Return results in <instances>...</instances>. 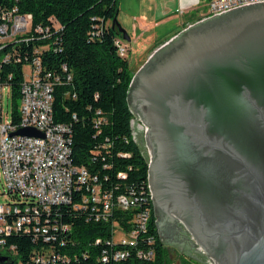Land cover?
<instances>
[{
    "label": "water",
    "instance_id": "1",
    "mask_svg": "<svg viewBox=\"0 0 264 264\" xmlns=\"http://www.w3.org/2000/svg\"><path fill=\"white\" fill-rule=\"evenodd\" d=\"M112 28L130 42L116 18ZM146 60L127 103L145 128L162 245L194 259L198 246L209 264H264V2L202 19Z\"/></svg>",
    "mask_w": 264,
    "mask_h": 264
},
{
    "label": "trees",
    "instance_id": "2",
    "mask_svg": "<svg viewBox=\"0 0 264 264\" xmlns=\"http://www.w3.org/2000/svg\"><path fill=\"white\" fill-rule=\"evenodd\" d=\"M0 7H15L18 13L31 15L32 27H50L52 38L22 46L19 52L31 57L34 46L50 45L39 56L44 69L59 76L53 89V122L69 128L71 163L89 175L87 185L73 190L70 205L53 208L49 217H42V224L48 221L49 226L55 222L68 226L67 232L60 230V241H64L60 256L69 261L67 264H169L168 249L162 245L155 225L147 183L148 162L132 134L135 115L128 107L127 92L134 71L127 59L129 54L120 58L114 45L120 37L112 28L118 0H0ZM49 19L55 21L59 31H54ZM99 29L102 33L93 35ZM1 70L0 80L9 87L10 115L15 123L19 120L22 65H7ZM93 187L111 197L113 207L106 218L101 217L100 206L92 208ZM120 196L133 202L134 207L119 209L116 204ZM139 214L147 215L143 230H137ZM135 230L133 246L111 244L116 231L121 238H130ZM17 235L25 236H12L8 242L17 246L20 261L25 264L40 244L32 234ZM105 251L108 259L104 262ZM115 251H123L125 258L114 260L111 254ZM139 253H151L152 258H140ZM181 264L188 261L183 259Z\"/></svg>",
    "mask_w": 264,
    "mask_h": 264
},
{
    "label": "built area",
    "instance_id": "3",
    "mask_svg": "<svg viewBox=\"0 0 264 264\" xmlns=\"http://www.w3.org/2000/svg\"><path fill=\"white\" fill-rule=\"evenodd\" d=\"M259 2L264 0H210L206 18ZM49 21L54 31L60 30L53 19ZM101 33L102 30L99 29L93 32V35ZM52 36L49 26L32 27L31 15L20 14L15 7H0V73L4 66L21 64L23 77L19 93V120L15 123L12 122L11 115L10 119L3 123L2 93L7 89L10 98V91L7 84L0 80V175L4 183L3 195L10 201L0 204V258H5L8 264H22L17 246L8 242L12 236H25L17 235L20 233L32 234L33 239L40 244L37 249L30 252L32 254L25 264L69 262L59 253L60 246H64V241H60V230L65 233L69 230L68 226H60L57 222L49 226L48 221L42 224V219L44 215L49 217L51 209L70 205L73 190L87 185L89 181L85 169L71 163L69 128L53 122V89L59 82V76L46 71L39 56L48 50L50 45L34 46L31 57L19 52L22 46L34 42L43 43ZM8 45L11 47L5 52L4 49ZM114 45L118 56L126 58L130 50L128 43L117 37ZM24 67H28V74L24 73ZM22 128H33L43 134V137L11 135ZM91 194V202L94 205L92 208L100 206L101 217L106 218L113 207L111 197L107 194L102 195L97 187L91 189ZM134 205L125 196L117 199L116 206L121 210H128ZM146 216L139 214L136 217L137 230L144 229ZM137 230L131 233L130 238H121L111 244L133 246ZM197 248L205 256L198 246ZM105 254L108 252L105 251L102 255L104 262L108 259ZM139 256L152 258L151 253L146 255L139 253ZM111 257L116 261L122 260L125 253L115 251Z\"/></svg>",
    "mask_w": 264,
    "mask_h": 264
},
{
    "label": "crops",
    "instance_id": "4",
    "mask_svg": "<svg viewBox=\"0 0 264 264\" xmlns=\"http://www.w3.org/2000/svg\"><path fill=\"white\" fill-rule=\"evenodd\" d=\"M209 1L118 0L116 21L126 33L130 32L129 44L132 40L147 39L152 46L149 54L183 29L205 19Z\"/></svg>",
    "mask_w": 264,
    "mask_h": 264
},
{
    "label": "rangeland",
    "instance_id": "5",
    "mask_svg": "<svg viewBox=\"0 0 264 264\" xmlns=\"http://www.w3.org/2000/svg\"><path fill=\"white\" fill-rule=\"evenodd\" d=\"M127 33L130 34V32L128 31ZM128 47L130 50H129V55L127 59L130 63L131 69L134 71V73H136L140 69V67L144 64L145 62L144 59L146 58V55L148 54V52L151 50L152 46L150 45V42L147 39L144 40L143 38H141L140 40L139 39L132 40L130 44L128 43ZM24 73L25 74L29 73L28 67H24ZM1 102H2L3 114H4L3 116V123H4L6 120L10 119V111H11V100L8 97L7 89L2 93ZM132 127H133L134 140L136 144L138 145L139 149L141 150L142 155L144 156L146 161L149 163L150 155H149V151H148V148L144 140L145 128L143 127V125L141 124V122L139 121L136 115H135V119L133 121ZM3 190H4V183L0 175V204H6L9 202V199L3 195ZM184 229L185 228H182V231L187 235L186 237L191 241L193 245H195L191 236ZM116 232L117 233L115 235V241H118L122 237V235H119L120 231H116ZM166 248L168 249L169 264H181V261L183 259L185 261H188V264H202V263L209 264L208 263L209 260L205 256H201L199 254L189 252L190 256H194L196 259L202 262L200 263L196 259L191 258L186 254H180L177 251V249L174 247L166 246ZM193 250H196L197 252H199L198 248H193Z\"/></svg>",
    "mask_w": 264,
    "mask_h": 264
},
{
    "label": "flooded vegetation",
    "instance_id": "6",
    "mask_svg": "<svg viewBox=\"0 0 264 264\" xmlns=\"http://www.w3.org/2000/svg\"><path fill=\"white\" fill-rule=\"evenodd\" d=\"M153 205V204H152ZM153 214H154V218H155V211H154V207H153ZM177 224H180L179 222H177ZM181 225V224H180ZM182 226V225H181ZM182 228H183V226H182ZM181 228V229H182Z\"/></svg>",
    "mask_w": 264,
    "mask_h": 264
},
{
    "label": "bare ground",
    "instance_id": "7",
    "mask_svg": "<svg viewBox=\"0 0 264 264\" xmlns=\"http://www.w3.org/2000/svg\"><path fill=\"white\" fill-rule=\"evenodd\" d=\"M150 155V154H149Z\"/></svg>",
    "mask_w": 264,
    "mask_h": 264
}]
</instances>
